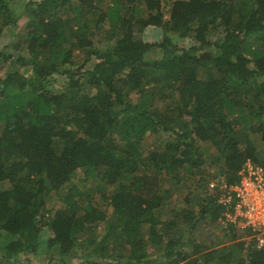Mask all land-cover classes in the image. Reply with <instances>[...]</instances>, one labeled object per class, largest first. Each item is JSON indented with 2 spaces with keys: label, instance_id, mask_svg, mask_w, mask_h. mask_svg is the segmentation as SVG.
Masks as SVG:
<instances>
[{
  "label": "trees",
  "instance_id": "trees-1",
  "mask_svg": "<svg viewBox=\"0 0 264 264\" xmlns=\"http://www.w3.org/2000/svg\"><path fill=\"white\" fill-rule=\"evenodd\" d=\"M15 3L0 0V60L24 69L0 75V185L10 184L0 188V264H22L39 247L49 264H264L249 230V240L234 233L223 246L213 230L194 236L222 219L205 190L212 169L227 186L246 164L264 175L254 144H264V0ZM7 27L15 33L4 44ZM147 27L161 30L157 42L140 37ZM158 132L175 141L142 160L129 150ZM90 173L111 187L101 195L109 211L68 188L43 221L46 197ZM161 176L192 186L178 230L154 215L170 196ZM99 224L98 241L83 238L91 259L77 236ZM110 236L127 256L108 251Z\"/></svg>",
  "mask_w": 264,
  "mask_h": 264
},
{
  "label": "rangeland",
  "instance_id": "rangeland-1",
  "mask_svg": "<svg viewBox=\"0 0 264 264\" xmlns=\"http://www.w3.org/2000/svg\"><path fill=\"white\" fill-rule=\"evenodd\" d=\"M28 0H14L15 3V8L16 9H20L24 2H26ZM34 1H38V0H34ZM24 18H22L21 20H19V22H23ZM13 32L14 30L12 29V27H7L4 32H3V42L4 44L8 43L9 40L13 39ZM15 33V32H14ZM140 37L148 43H154L157 42L160 37H161V30L158 28H154V27H147L146 29H144L142 31V33L140 34ZM97 38H102L101 35H98ZM182 45L187 46V40L182 41ZM255 47V46H254ZM96 60L94 59V57H92V59H90V61L87 62L85 67H89L91 66ZM19 71V72H23L24 69L23 68H19L18 66H14V65H10V64H5L3 62H1L0 60V75H4L9 71ZM51 78H53V83H57V82H61L64 79V75H59V74H54L51 76ZM53 87L52 85H49L48 88ZM175 141V138L173 135L171 134H166V133H162V132H158L157 134H149L144 136V138L140 141H138V145L136 147H130L129 150L131 152H138V156L140 157V159H144L147 154L151 151H155L158 150L160 148L163 147V145L166 142H172ZM255 156L258 160H263L264 159V144L261 143L260 141L256 140L255 141ZM128 149V148H127ZM211 152V150H209V153ZM207 157L209 158V155L207 154ZM209 159H212V161L215 160L214 156H210ZM11 161H13V159H11ZM252 166L259 168V166H257L256 164H251ZM260 169V168H259ZM213 174H216L215 179H211L205 186V190H208V194L209 195H213V196H217V204H219V199L220 196L222 194V191L224 189V184H225V180L221 177L218 176V172L215 169H212L211 171ZM217 172V173H216ZM153 174V173H150ZM84 176H79L77 177V175H74L71 178V181L66 184L65 186L62 187L61 190H59L58 195L50 193L45 200V205L43 210H41V213L43 215V221L46 220V218L48 217L47 213L52 211L53 209H57L60 208L62 206V202L59 199V197L64 196L65 193L67 192L68 188H75L77 189L79 192L84 193L89 195L92 203H94L96 206H98V208L100 210H102L103 212H108V206L106 204V202L102 201L101 195L103 192H108V190L111 189V187H106L104 186V184H102L99 179L97 177H95V175L93 173H90V175L88 176V178H86L85 181H82L81 179H83ZM88 179V180H87ZM123 183H127L129 181H127L126 179L122 180ZM161 186L163 188H170V196L168 197V199H166L163 207L159 208V209H155L154 210V215H156V217L159 219L160 222L162 223H169V222H173V225L171 227V229H175L178 230L179 228L183 227L182 221H181V215L180 213L182 211H184L185 208V204H184V198L186 197V190L188 189H192V186L188 187V184H185L183 186V184L179 183L178 185H173L174 183H170V180L166 177H160V182ZM1 189H8L10 188V184L8 182H4L2 184V187L0 185ZM186 189V190H185ZM216 192V194H215ZM206 193V194H207ZM201 196H203V192L201 193ZM191 197H193V195H191ZM226 213V208H224L223 210H221V216L222 219L219 222V227H215V229H213L212 226H210L209 228L203 226L201 228V230L198 228L197 231H195L196 233H194V236L197 238H204L207 236V231L208 230H213V237L216 239V241L218 242L219 246H223L224 244H227L228 242H230L229 238L232 236V234H236L235 236L241 239H245V240H249L250 235H244V230L233 226L232 224H229L226 222V220L224 221V215ZM232 227H231V226ZM161 225H159L158 227H160ZM212 227V228H211ZM232 228V229H231ZM145 232L147 229V226H144ZM92 231L88 232L83 230L82 233H80L77 238L79 241L83 242V248L81 249V252L83 254H89V257L91 256V259L94 258H99L98 254H96V252H94L93 248V244L91 243H87L85 242V240H83L84 237L89 238L90 240H96L98 241L101 237V235L104 233V229H103V224H99L94 227L91 228ZM233 231V232H232ZM171 233V231L165 233V236ZM1 234V232H0ZM172 234V233H171ZM224 236H226V239L223 240V238H225ZM2 240V238H0V241ZM146 241V240H145ZM144 246H145V251L147 254H151L154 255L157 253L155 249V247L150 244L149 242H144ZM104 246H107L108 251L112 252L115 255H119V254H123L125 256H127L129 250H128V246L125 244H121L120 241H118L117 239H115L113 236H110L106 242L104 243ZM186 250H191V244H188L185 247ZM57 256H54V258H56ZM1 260V258H0ZM48 260H51V255L48 254L46 252V250H44L43 247H39L37 251H35L34 253H25L24 254V258L21 261L22 264H49L50 262ZM76 261V259L72 258L71 260H69V264H72ZM55 262L51 263L54 264Z\"/></svg>",
  "mask_w": 264,
  "mask_h": 264
},
{
  "label": "built area",
  "instance_id": "built-area-1",
  "mask_svg": "<svg viewBox=\"0 0 264 264\" xmlns=\"http://www.w3.org/2000/svg\"><path fill=\"white\" fill-rule=\"evenodd\" d=\"M238 182L224 184L219 204L226 208L224 221L249 230L256 247L264 248V175L261 169L246 164L238 173Z\"/></svg>",
  "mask_w": 264,
  "mask_h": 264
}]
</instances>
